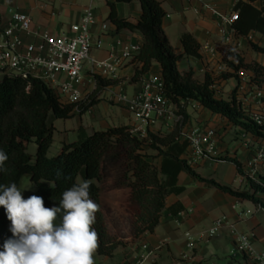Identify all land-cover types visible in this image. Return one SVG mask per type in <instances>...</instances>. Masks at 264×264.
I'll return each mask as SVG.
<instances>
[{"label": "trees", "instance_id": "obj_1", "mask_svg": "<svg viewBox=\"0 0 264 264\" xmlns=\"http://www.w3.org/2000/svg\"><path fill=\"white\" fill-rule=\"evenodd\" d=\"M138 1L141 16L137 22L118 15V3ZM259 2V6L256 3ZM111 12L108 20L118 31L130 30L142 35L140 52L133 58L138 63L133 82H139L149 74L155 63L161 65L163 92L180 108L183 122L177 123L167 132L148 131L147 138H140L131 132L130 126H113L82 133L78 141L64 143L52 155L55 142L54 119H70L87 113L99 100L96 96L116 84L112 79L95 74L96 89L87 101L68 104L45 81L30 80L13 74H5L0 80V150L8 160L7 173H0V183H15L21 189L24 176L30 175L36 190L32 195L40 196L44 206H59L62 193L74 184L90 182V198L98 205L92 227L97 232L96 253L112 256L123 243L126 245L146 232L153 233L159 226L169 196L182 194L186 187L180 184V176L187 173L208 187L217 188L237 198L250 200L264 208V180L256 183L244 170L237 158L220 156L236 165L239 172L249 180L250 190L235 189L213 178L202 176L190 163L187 152L189 141L183 136V129L189 121V114L181 107L182 100L193 99L203 109L229 120L237 128L264 140V125L258 123L244 108L236 88L229 99L220 98L215 88L220 78H238L242 70L253 73L251 81L264 86V66L247 63L245 57L230 46H218L222 60L228 70L219 78L207 74L204 81L196 78L191 69L180 71L178 62L184 56L201 58V44L191 33L182 36L183 54H177L163 29L166 10L158 0H108ZM234 10L238 19L233 28L238 36H249L257 32L264 37V0H238ZM252 48L264 54V47L250 41ZM142 65V66H139ZM35 143V154L28 151V144ZM149 148L153 153L145 152ZM129 164L121 176L127 188L132 207L137 210L135 235L122 242L110 234L103 209V191L108 179V164L119 162L123 167ZM137 206V207H136ZM11 221L6 210L0 206V251L4 242L12 237Z\"/></svg>", "mask_w": 264, "mask_h": 264}, {"label": "crops", "instance_id": "obj_2", "mask_svg": "<svg viewBox=\"0 0 264 264\" xmlns=\"http://www.w3.org/2000/svg\"><path fill=\"white\" fill-rule=\"evenodd\" d=\"M158 1L167 12L163 29L174 51L177 54L184 53L181 39L186 33L193 34L201 44V58L184 56L178 62L180 71L192 69L200 81H204L207 74L219 78L221 75L217 77L218 74L214 72L224 66V62L218 46H230L240 52L247 63L257 62L264 66V54L256 52L250 43L253 40L264 45V37L261 34L252 32L247 37L238 36L232 25H226V33H222L217 17L206 10L198 0ZM237 2L238 0H212L216 8L226 13L233 12ZM90 4L94 6L97 17L93 26L94 58H119L120 48L115 49L118 41L142 43L143 37L140 33L130 30L118 31L117 26L108 20L111 12L108 0H0V43L6 42L4 29L9 26L17 12L31 17L34 32L61 36L71 33V25L81 21L85 8ZM256 5L259 6V2ZM117 10L120 18L133 22L139 20L142 12L138 1L118 3ZM103 24L108 26L106 31L102 29ZM33 37L28 36L26 41H33ZM137 66L138 63L134 62L133 58L122 60L117 73L108 78L116 81V84L103 91L108 94L105 100L85 114H78L70 119H54L56 131L52 150L56 152L64 143L78 141L82 133L91 134L113 126H137L139 122L134 117L128 100L133 99L142 90L145 79L162 77L161 65L155 63L149 74L139 82H133ZM246 73L250 81L253 73L249 70H246ZM85 74L91 84L94 79L89 65L86 66ZM4 75L5 72L0 70V80ZM240 76L245 79L242 74ZM234 79L236 78H220L215 86L217 95L221 94L219 88L230 83L234 90L238 88V97L250 114L259 111L264 106V86L251 83L252 88L248 89L244 83L241 86L234 85ZM259 93L263 95L262 99L258 98ZM119 95H124L127 101H119ZM220 98L229 99L222 96ZM201 110L202 112L196 113L195 116H192L194 112H187L191 116L183 134L196 127L215 129V148L220 156L237 158L249 174V162L258 149L264 147V140L235 127L228 119L210 110ZM160 124H165L168 131L174 128L168 122L158 121L155 125ZM153 126L150 129L155 132ZM192 152L190 147L187 158L202 176L213 178L235 189H251L249 180L239 172L235 164L229 161L219 163L203 159L193 160ZM224 163H227L226 169L219 166ZM211 165L214 168L208 170ZM258 177L264 180V165L259 167ZM180 184L186 187V191L168 197L166 209L155 232H146L136 243L117 249L112 256L95 252L94 264H234L230 254L240 234L253 236L255 250L264 252L263 207L250 200L208 187L187 173L181 174ZM248 211L251 213L248 214ZM219 219L223 220L220 231L210 236V230ZM191 243L194 245L191 246Z\"/></svg>", "mask_w": 264, "mask_h": 264}, {"label": "built area", "instance_id": "obj_3", "mask_svg": "<svg viewBox=\"0 0 264 264\" xmlns=\"http://www.w3.org/2000/svg\"><path fill=\"white\" fill-rule=\"evenodd\" d=\"M198 1H201L204 8L217 17L222 33H226V25L233 26L238 19V12L235 10L226 13L216 8L212 0ZM96 22L95 9L90 4L85 8L81 21L71 25L70 34L53 36L48 32H34L31 17L17 12L13 15L9 26L4 29L7 40L0 43V70L5 74L18 75L27 80L37 78L45 81L65 103L80 104L87 101L96 89L95 74L107 79L114 76L122 60L134 58L141 50L139 43L118 41L115 49L120 48L119 58L110 57L105 60L94 58L92 56L93 26ZM102 29L106 31L107 24H103ZM28 36H34L33 41L27 42ZM87 65L91 67L93 74L94 81L91 84L87 81L85 74ZM257 96L260 99L263 98L261 93ZM118 100L124 102L127 98L119 95ZM128 101L134 117L139 122L135 128H131V132L142 139L147 138L150 127L158 121H167L171 118H175L178 122L184 120L178 105L164 94L162 77L145 79L142 90ZM181 107L185 110L191 107L203 109L193 99L182 100ZM174 109H178L180 115L174 112ZM251 116L264 125V106L259 111L251 113ZM183 136L189 141L193 150V160L226 162L215 148L217 136L215 129L205 130L202 127H196L191 132L184 133ZM262 165H264V147L259 148L249 162V176L259 184H262V180L258 177V169ZM222 222V219L215 222L210 230V236L220 231ZM193 245L191 243V246ZM230 257L234 264H264V252L255 250L253 236L250 234H240L236 238Z\"/></svg>", "mask_w": 264, "mask_h": 264}, {"label": "clouds", "instance_id": "obj_4", "mask_svg": "<svg viewBox=\"0 0 264 264\" xmlns=\"http://www.w3.org/2000/svg\"><path fill=\"white\" fill-rule=\"evenodd\" d=\"M7 160L0 150V173L9 171ZM0 206L13 234L3 244L0 264H94L98 237L92 225L98 205L90 198V182L74 184L51 208L40 196L23 198L15 183H0Z\"/></svg>", "mask_w": 264, "mask_h": 264}, {"label": "rangeland", "instance_id": "obj_5", "mask_svg": "<svg viewBox=\"0 0 264 264\" xmlns=\"http://www.w3.org/2000/svg\"><path fill=\"white\" fill-rule=\"evenodd\" d=\"M261 46L264 47V45H261ZM227 70H228V67L224 63V66L216 69L214 73H217L218 75L216 76L218 77L222 73L226 72ZM240 74L245 76V79H243L240 76ZM246 74H247L246 70H242L239 73L238 78L234 79L232 83H234V85L236 84V86L238 85L241 86V84L244 83V86H246L248 89L252 88L250 84L253 82L251 81V79L250 81L248 80L249 78L246 77ZM219 90L221 92V94H219V97L222 96V97L230 98L234 90V87L230 85V83H226L224 86H222L221 89L219 88ZM106 97H108V94L103 91L96 96L97 100H99L98 103L105 100ZM186 110L188 112L189 111L194 112L192 116L193 115L195 116L196 113L202 112L201 109H194L192 107ZM178 111H179L178 109H174V112L180 115ZM189 116L191 115L189 114ZM181 120H183V118ZM161 122H168L172 126H175L177 123H179L175 118L168 119L167 121L162 120ZM158 126L162 127L163 129H159ZM158 126L157 125L153 126V130H155V132H159V131L167 132L168 131L165 127V124H160ZM132 128H135V126ZM36 150H37V145L35 143L28 144V151L30 153L35 154ZM145 152L153 153V151L150 150L149 148H146ZM51 154L54 155L56 154V152L52 150ZM123 162H124L123 167L120 166L119 162L108 164L109 165L108 179L104 186L102 202H103V209H104V213L106 217V223L109 228L110 234L114 236V238L119 239L122 242H125V239L130 238V237L132 238L135 235V232H136L135 231L136 229L135 221H136V214L138 212L134 206L132 207L129 192L127 188L125 187V185L123 184V180L121 179L123 172L127 170L125 169V166L127 168V166L131 164V161L130 159H126ZM226 164L227 163L219 164V166H221L223 169H226ZM212 168H214L213 165L209 166L208 170H212ZM217 173H219V171H217ZM20 190L22 191L23 197L27 195L28 193H30L31 191L36 190V185L31 181L30 175L24 176ZM144 234L139 235V237H137L134 241L129 242L126 245L123 243L122 245L118 247V249L121 247H127L131 245L132 243H136L138 240L142 238Z\"/></svg>", "mask_w": 264, "mask_h": 264}]
</instances>
